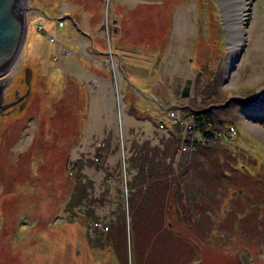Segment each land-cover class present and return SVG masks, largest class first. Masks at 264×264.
Masks as SVG:
<instances>
[{"label":"rangeland","instance_id":"rangeland-1","mask_svg":"<svg viewBox=\"0 0 264 264\" xmlns=\"http://www.w3.org/2000/svg\"><path fill=\"white\" fill-rule=\"evenodd\" d=\"M49 1L59 10L74 5L63 13V28ZM223 2L27 1L21 54L38 81L26 110L0 116V264H190L198 257L197 264H264V74L248 79L264 66V0H241L234 31ZM84 9L98 13L103 36L84 29ZM256 16L263 48L248 38ZM82 33L103 59L110 40L133 49L120 61L115 49L98 69L109 91L95 123L90 112L100 85L85 81L96 75L73 42ZM60 36L66 59L56 57ZM125 99L139 106L142 125L155 114L169 123L166 112L184 104H222L214 110L221 136L208 143L199 164L204 183L184 193L180 221L182 195L172 188L130 202L131 144L154 140L151 126L164 125L134 130Z\"/></svg>","mask_w":264,"mask_h":264},{"label":"crops","instance_id":"crops-1","mask_svg":"<svg viewBox=\"0 0 264 264\" xmlns=\"http://www.w3.org/2000/svg\"><path fill=\"white\" fill-rule=\"evenodd\" d=\"M53 10H56L58 12V20L62 19V21L64 20V16L63 13H71L74 5H72L71 8H66L67 4H63V6H61L60 10L57 8L58 4H52L51 1H49L46 6H48ZM53 8H52V7ZM58 9V10H57ZM86 9H84V14L82 17V22H83V27L84 29H91V28H96L97 31L99 32V34L101 36H103V34H101L99 27H100V23H101V19L98 17V13L97 12H93V14L88 13L85 11ZM100 10V9H99ZM69 18V17H67ZM58 20H57V27H64V21L62 26L58 25ZM71 20V18H70ZM99 25V27L97 26ZM43 28V27H42ZM82 37L78 40H74L73 42L78 43L80 50L82 52H84L93 62V70H90V73L95 74L96 77L92 76L89 77L87 80H85L86 82H94L96 81V83L98 84V87L100 85L99 91H97L96 94V98L93 100L94 103V112L95 110L97 111L96 113L100 112L99 107L103 106V104L105 105V98L108 96V91H109V77H106L104 74H100L99 70L102 66H103V62L106 60L107 62V58H110V54H115L114 52L115 49H118L124 46L120 43H118V45L115 46L114 44L111 42L110 40V44H109V52H108V56L106 55L105 59H103L102 53L99 52L96 48V45L94 44L92 38L84 33H82ZM61 40V44H59V51L56 57H61L62 59H66L67 55H62L60 53L61 51V47L63 46V48H66L62 43H63V38L60 36L58 37ZM68 41H71L70 39ZM111 46V47H110ZM127 47V46H124ZM68 50V49H66ZM119 53L122 56V53H124L125 51L119 50ZM70 51H68V55L71 54L69 53ZM127 52V51H126ZM111 54V55H112ZM126 56V55H124ZM116 57L119 58L118 55H116ZM113 59V57H112ZM81 61V60H80ZM120 61V58H119ZM82 63V67H83V62ZM91 64V63H90ZM98 72V73H97ZM81 81V80H80ZM88 84V83H86ZM91 89H93V87H91ZM187 96V95H186ZM125 106H124V110L126 111V113L131 116L135 121L136 124H134V130H142L141 128H146L148 129L151 125L152 120L149 118V120L146 119V122L143 123V125L141 124L142 122H140V118L138 117V114L135 112L137 108H139L138 105H136L135 103H133V106L135 108V110L132 111H128V105L126 103V99H125ZM136 105V106H135ZM181 107V106H180ZM133 108V109H134ZM98 109V110H97ZM144 112L147 114V111L144 110ZM138 122V123H137ZM154 122V121H153ZM167 125V127H169L170 129L171 126L169 124H165ZM153 129H155V134L157 136H155L154 140H143V138H137L135 141V144L132 145L131 144V153H133L132 155H130V161L133 163L134 165V169H133V173H136V163L135 161H143L144 164L142 165L143 168H147V169H152L155 171V177L153 178V183L151 185V189L149 190V194L150 197L153 198L154 196V191H158V192H168L169 188H172L173 190L176 191V193L178 194L180 192V194L182 195L177 196L176 197V205L177 208H179V206H184V201L187 198V196L184 195V193L186 192V190H190L193 188H200L199 187V183H204V179H205V172L203 169V165L199 166V164H204L205 161V155H196L194 152L192 153H187L186 151H182L180 149L181 145L177 146V141L174 140L175 136L170 135V133L167 131V127L164 126L163 129L158 128L157 126H151ZM153 132V131H152ZM177 135V134H176ZM160 138V140L158 139ZM166 140H169V142L167 143ZM167 143V144H166ZM208 143L210 142H206V144L208 145ZM181 144V143H180ZM145 147V151L143 150L142 152V147ZM166 146L169 147V150H165ZM177 146V148H176ZM139 152H142L141 155L138 154ZM136 158V159H135ZM149 187V186H148ZM147 187V188H148ZM146 188V189H147ZM143 193H147V191L145 190ZM189 195V193H188ZM201 198H199L200 200ZM148 201V199H147ZM154 202H157V199H154ZM202 205H204L203 200L201 201ZM178 217H179V221L181 220V208H179L178 210ZM198 259V260H197ZM197 259L192 258L190 261V264H197V262L199 261V257ZM189 264V263H187Z\"/></svg>","mask_w":264,"mask_h":264},{"label":"trees","instance_id":"trees-1","mask_svg":"<svg viewBox=\"0 0 264 264\" xmlns=\"http://www.w3.org/2000/svg\"><path fill=\"white\" fill-rule=\"evenodd\" d=\"M121 47L125 51L124 53H122V55H127L129 53H133L132 48L130 49V48H127L124 46H121ZM118 49L122 50L119 47H118ZM119 55H121V54L118 53V56ZM119 58L121 60L122 56H119ZM123 68H125V67H123V65H122L121 69H123ZM42 78H44V76H42ZM34 79H36V81L34 83H37V81H38L37 78L35 77ZM39 82H42V81L39 80ZM126 103L128 105V111L133 112V110L135 109L133 106V103L128 101L127 99H126ZM221 105L219 103L215 102L212 104H208L207 106L205 105V107H202L200 109H195L192 106H190L189 104H184L181 106V113L183 115L186 116V115L190 114L192 116L193 132L204 137L205 141L202 143L199 142V140L195 137H192V139L190 138V136L193 133L190 130L189 131L187 130V133L182 135L183 126L178 124V123H172L169 120H168L169 123H167L165 121L160 122L157 119V116H158L157 114H155L154 116H149V118L152 120V123H156L157 125H159V123H162L164 126L167 127V125H165V124L166 123L169 124L172 129H170L169 127H167L166 129L170 133V135H173V134L175 135L172 137H174V140L177 141V146L178 145H187L186 149H184L182 151H186L189 154L194 152L196 155L197 154L198 155H202V154L206 155V150H207V148H209V146L206 144V142H211V140L216 141L221 136V131L219 128L220 123H218L219 121H218L217 117L214 115V110L221 108L222 107ZM223 106L226 107L225 104ZM226 129H228V127ZM166 141H167V143L169 142V140H166ZM102 146L105 147L104 149L106 151H109V143L102 144ZM177 146H176V148H177ZM100 148H102V147H100ZM143 150L144 151L146 150L144 146L142 147V152H143ZM165 150L166 151L169 150V147L166 146ZM142 152H139L138 154L141 155ZM98 157H99V154L97 155L96 159H98ZM77 162H79V161L77 160ZM135 163H136V173L134 174V176L132 178V183H131V185L133 187L132 191L135 193V196L131 198L130 202H132L134 200L138 204H140L141 201L143 200V198H145V195L147 194V193H143V192L146 190L149 193V190L151 189V185L153 183V178L155 177V171L152 170L151 168L150 169L143 168L142 165L144 164V162L143 161L141 162V160L137 161V162L135 161ZM80 184H83V182H80ZM83 188L85 189V186H82V189ZM77 190H80V189H76V191ZM130 206H131V204H130ZM122 218H123V222H124L125 216L122 215ZM128 218H129V223H130L132 219H131V216L129 213H128ZM107 228H108V226H107ZM107 228H106V230H107Z\"/></svg>","mask_w":264,"mask_h":264},{"label":"flooded vegetation","instance_id":"flooded-vegetation-1","mask_svg":"<svg viewBox=\"0 0 264 264\" xmlns=\"http://www.w3.org/2000/svg\"><path fill=\"white\" fill-rule=\"evenodd\" d=\"M29 8L30 6L24 3L21 6L24 14ZM22 48L19 54L15 53L11 58L7 72L3 76L0 75V116L12 108L21 112L26 110L25 106L32 92L33 72L22 59Z\"/></svg>","mask_w":264,"mask_h":264},{"label":"water","instance_id":"water-1","mask_svg":"<svg viewBox=\"0 0 264 264\" xmlns=\"http://www.w3.org/2000/svg\"><path fill=\"white\" fill-rule=\"evenodd\" d=\"M27 1L0 0V75L2 76L7 72L6 68L11 58L15 53L19 54L23 46L28 17L21 6L23 3L28 5Z\"/></svg>","mask_w":264,"mask_h":264},{"label":"bare ground","instance_id":"bare-ground-1","mask_svg":"<svg viewBox=\"0 0 264 264\" xmlns=\"http://www.w3.org/2000/svg\"><path fill=\"white\" fill-rule=\"evenodd\" d=\"M241 0H224L223 4L227 8V20L229 22L230 29L232 31L237 30L238 23L240 21V16H241V11H239V3ZM249 4V2L247 3ZM249 9V8H247ZM262 18L260 16H256L254 21L250 22V25L248 27V38L251 40V46H259L260 48H263V42L259 40L258 38V31H259V24L260 20ZM240 44V37L238 34V37L234 40L233 45L236 47ZM264 74V66L262 64H259V69L253 67V71L248 74V79H257L259 76ZM94 110L90 112V119L93 123H95V117L96 115L94 114ZM95 115V117H94Z\"/></svg>","mask_w":264,"mask_h":264},{"label":"built area","instance_id":"built-area-1","mask_svg":"<svg viewBox=\"0 0 264 264\" xmlns=\"http://www.w3.org/2000/svg\"><path fill=\"white\" fill-rule=\"evenodd\" d=\"M62 24H63V21H62V19H59L58 20V25L59 26H62ZM37 29L38 30H42L43 28H42V26L41 25H38L37 26ZM107 32V31H106ZM108 37V36H107ZM49 41H51V42H53V41H56V39L53 37V36H49ZM57 42L59 43V44H61L60 42H61V40H60V38H57ZM110 44V43H109ZM60 53L62 54V55H68V50H66L65 48H63V46L61 47V51H60ZM166 117H167V119L170 121V122H172V123H178V124H180V125H182L183 126V131H182V135H184V134H186L187 133V130L189 131H192L193 132V129H192V127H193V120H192V116L189 114V115H183L182 113H181V111H180V109H178V108H171V109H169L167 112H166ZM159 127H163V124L162 123H160L159 124ZM230 129L231 130H233L234 131V129H233V127L232 126H230ZM192 137H195V138H197L198 140H199V142H204L205 140H204V137L203 136H201V135H198L197 133H192V135L190 136V138L192 139ZM186 147H187V145H181L180 146V149L181 150H184V149H186ZM124 166H126L125 164H124Z\"/></svg>","mask_w":264,"mask_h":264}]
</instances>
